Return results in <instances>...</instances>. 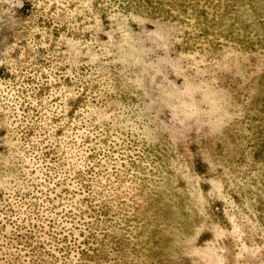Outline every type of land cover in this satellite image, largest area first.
<instances>
[{
	"label": "rangeland",
	"instance_id": "374dc122",
	"mask_svg": "<svg viewBox=\"0 0 264 264\" xmlns=\"http://www.w3.org/2000/svg\"><path fill=\"white\" fill-rule=\"evenodd\" d=\"M0 264H264V0H0Z\"/></svg>",
	"mask_w": 264,
	"mask_h": 264
}]
</instances>
